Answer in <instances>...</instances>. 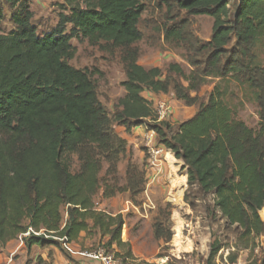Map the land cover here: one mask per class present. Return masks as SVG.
<instances>
[{"label":"trees","instance_id":"trees-1","mask_svg":"<svg viewBox=\"0 0 264 264\" xmlns=\"http://www.w3.org/2000/svg\"><path fill=\"white\" fill-rule=\"evenodd\" d=\"M27 1L0 0V19L6 6L13 25L0 34V246L26 235L22 240L28 253L34 246L62 253L61 244L76 242L82 233H96L107 238L103 243L107 249L115 247L121 256L123 218L97 211L93 197L100 185L98 159L118 156L123 141L111 132V121L88 74L68 64L75 55L70 42L102 41L125 51V96L112 121L127 132L155 121V113L141 97L144 90L166 94L173 84L175 97L192 106L196 99L190 92L200 83L193 75L185 77L177 65L169 66L168 73L185 79L186 88L168 78L160 80L156 68L145 70L137 64L131 46L142 38L137 28L143 12L139 0H63L57 25L44 34H38L32 23ZM176 5L189 16L214 20L210 40L195 49L208 51L204 77L241 74L264 92V71L257 74L249 63L240 62V58L251 62L250 51L258 33L264 32V0H176ZM163 30L166 39H184L181 28L171 25ZM223 57L226 62L221 64ZM260 118L264 122V110ZM150 130L182 161L188 186L212 195L214 208L239 230L237 240L245 249L251 240L264 236L259 216L264 210V124L255 134L235 120L215 88L174 134H168L166 122ZM70 155L80 163L77 172L69 169ZM130 178L127 191L136 197L142 182ZM220 250L217 243L210 246L207 264ZM130 257L128 251L124 258ZM50 258L49 252L46 258L30 257L24 264H50Z\"/></svg>","mask_w":264,"mask_h":264},{"label":"rangeland","instance_id":"rangeland-1","mask_svg":"<svg viewBox=\"0 0 264 264\" xmlns=\"http://www.w3.org/2000/svg\"><path fill=\"white\" fill-rule=\"evenodd\" d=\"M62 1H27L38 34L47 33L57 25L58 15L62 13L59 8ZM139 1L143 12L137 28L142 38L131 46L137 53V64L145 70L158 69L161 72L160 80L168 78L170 83L183 88L188 86V82L175 73H168L169 66L177 65L185 77L193 75V81L198 80L200 83L197 90L190 92L196 103L187 106L178 100L172 89L173 84L166 94H153L144 90L141 97L155 113V121L148 120V127L140 126L130 132L125 131L112 121L113 115L120 109L119 100L125 96L122 86L126 79L123 62L125 51L102 41L89 43L87 40H71L75 55L68 64L88 74L96 97L111 121L110 130L123 141L124 148L122 153L110 160L98 159L101 166L98 174L100 185L93 197L94 207L105 215L122 216L124 226L121 238L125 247L120 254L124 257L130 251V264L134 261L136 264H160L161 258H166L164 264H207L213 243L219 244L221 250L210 264H261L264 259V236L251 240L245 249L237 240L239 230L229 226L214 208L212 195L203 194L196 185L188 186L182 161L175 159L170 151L158 143L150 126L166 122L171 128L168 134H174L180 124L195 114L198 105L206 103L209 94L216 88L225 105L231 109L234 119L258 134L264 124L260 118L264 110L261 107L264 92H259L248 82V76L243 78L241 74L203 76L208 51L200 53L195 49L210 40L214 22L212 18L189 16L177 7L176 0ZM2 15L0 34H6L13 29L6 6L2 8ZM171 25L183 29L182 41L164 37L163 29ZM233 44L232 40L227 52ZM250 53L253 57L251 62L247 58H240V62L249 63L251 71L257 74L264 71V32L258 33ZM223 58L221 64L226 62V57ZM67 162L71 172L78 171L80 163L76 155H70ZM130 176L134 181L142 182L138 188V191H142L136 197L127 191ZM66 209L63 206L60 210L62 224L66 220ZM259 216L264 223V210L259 212ZM179 220L182 230L177 243L174 229ZM85 235L84 239L89 236V241L92 240L87 244L80 243L84 247L91 245L87 249L107 240L96 233ZM18 242L10 247L15 248ZM3 249L0 246V256L5 260L1 264H24L31 256L26 252L19 254L17 249L13 254ZM56 251L57 255L69 258L64 247L62 253ZM51 252L54 254V250H50V257Z\"/></svg>","mask_w":264,"mask_h":264},{"label":"crops","instance_id":"crops-1","mask_svg":"<svg viewBox=\"0 0 264 264\" xmlns=\"http://www.w3.org/2000/svg\"><path fill=\"white\" fill-rule=\"evenodd\" d=\"M84 233L80 234L79 236V239L74 242V243H71L69 245H65V244H62L65 249V251H67V253L69 254V258L66 259V258H63L61 256V254L57 255L56 254V249L53 248L54 250V254L53 252L51 253L52 254V259H51V262L50 264H98L97 262H92V261H87L85 259H83L80 255H79V252L83 249H87L86 247H90L91 245L89 246H86L84 247L82 244V242L84 243H90L92 242V240L89 241V236H86V239H84ZM23 237H25V235H22V236H19L16 240H12V241H9L8 243H6L5 246H3V250L5 251H9L11 252V254L14 253V251L17 249L19 250L18 253L19 254H23L22 252H26V254L28 253L26 248H25V245L23 243ZM19 241V242H18ZM14 242H18L19 244L16 245L15 248H11L10 246L14 243ZM80 247H83V248H80ZM113 249L115 251H117V249L115 247H113ZM50 252V250H40L38 247L34 246L31 248L29 254L31 255L30 257H35V256H41V257H44L46 258L47 254ZM4 254H6V252H4ZM55 256H57L58 258H55ZM1 261L5 262V260L3 259V257L0 256V264H1ZM8 261V260H7ZM134 261V260H133ZM138 262V261H137ZM5 264H9V262H6ZM133 264H136V261L133 262Z\"/></svg>","mask_w":264,"mask_h":264},{"label":"built area","instance_id":"built-area-1","mask_svg":"<svg viewBox=\"0 0 264 264\" xmlns=\"http://www.w3.org/2000/svg\"><path fill=\"white\" fill-rule=\"evenodd\" d=\"M79 255L92 262L98 264H130L131 259L117 256L115 251L107 249L103 244H98L95 247L81 250ZM166 263V258L160 259V264Z\"/></svg>","mask_w":264,"mask_h":264},{"label":"bare ground","instance_id":"bare-ground-1","mask_svg":"<svg viewBox=\"0 0 264 264\" xmlns=\"http://www.w3.org/2000/svg\"><path fill=\"white\" fill-rule=\"evenodd\" d=\"M172 189V188H171ZM175 191L177 192V188L175 187ZM175 192V193H176ZM174 193V194H175ZM181 223L182 222H180V220L179 221H176V227H175V232H176V236H177V241L178 240H180V239H178V238H180L181 237V230H182V228H181ZM177 243H179V241L177 242ZM179 245V244H178Z\"/></svg>","mask_w":264,"mask_h":264}]
</instances>
